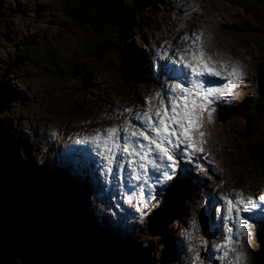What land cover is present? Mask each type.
Masks as SVG:
<instances>
[{
	"label": "rangeland",
	"instance_id": "374dc122",
	"mask_svg": "<svg viewBox=\"0 0 264 264\" xmlns=\"http://www.w3.org/2000/svg\"><path fill=\"white\" fill-rule=\"evenodd\" d=\"M65 1L0 0V157H5L3 170L9 176L5 177L6 181L15 183V186L11 184L16 187L14 191L26 192H22L26 197L14 199L8 205L12 207L8 208L1 197L0 186V221L3 223L0 225V242L6 247L0 253V264H56L55 233L51 231L57 232L59 238L76 249L86 250L92 257L88 264H181V257L184 264H194L189 252L183 249L187 245L196 248L191 242L193 234L198 242L204 241L203 250H197L194 255L199 256L196 264L232 262L222 250L220 253L216 248L214 252L212 238L217 239V222H213L218 220L216 213L209 220L204 216L210 234L203 231L201 216L206 212L207 204L216 205L215 194L239 191L246 197H264L260 195L264 193V174L253 168L244 141L247 127L254 125L257 129L249 136L250 140L264 139V117L252 114L255 113L253 103L259 94L258 69L264 56V1L202 0L205 10L196 0H191L200 13L202 11L203 16H200L199 11L188 15L186 7H180L184 0H150L140 14V32L125 42V61H132L126 63V67L134 66L138 72L134 79L128 80L123 78L122 71L133 73L136 70L124 67V55L120 57V53L117 55L111 50V44L102 46L100 58L91 55L94 50L89 47L90 33L76 27L64 9ZM122 1L128 6L134 3V0ZM191 16L203 19L193 21ZM234 20L238 24L231 26ZM187 21L209 23L215 35H221L222 42H228L237 51L235 54L232 48H225L219 55L229 62L237 59L248 73L244 78V94H235L234 103L227 99L228 109L217 110L213 127H209L218 133L217 138H224V152L219 158L221 164L209 159L204 152L201 157L195 155L196 162L204 168L203 172L195 169L196 183L191 184L193 178L189 174L178 177L179 181L174 177L170 181L171 192L155 190L161 194L152 199L157 203L153 205L151 201L152 209L146 208L149 212L139 214L136 207L129 206L125 208L126 215H122L125 221L112 225L92 212L96 208L93 201L97 198L96 192L103 190L102 186L97 187L95 176L87 168L80 175L94 185L90 189L96 191L89 192L88 187L71 179L63 155L70 149L69 141H73L74 134L90 130L94 135L95 129L105 128L104 121H109L108 118H118L124 123V118L129 116V113L126 116L123 113L125 106L137 110L144 105L146 97L162 91L156 81L163 83L164 77L157 79L156 62L160 63V58L165 60L175 40L181 44L187 41L181 39L185 35L179 37L175 32L174 36H169L166 33L171 34L175 24L181 28L186 26ZM161 35L159 40L157 36ZM206 57L213 59L210 55ZM51 60L61 69L56 70ZM150 85L156 90L147 95ZM157 102L158 99L150 101L147 106ZM251 115L256 118L250 120ZM101 120L104 124L99 126L102 128L93 126ZM132 122L138 124L135 119ZM88 148L97 169V159L89 145ZM80 159L73 155L72 163L76 164ZM5 179L0 175L2 182H6ZM183 186L192 193L182 203L180 217L165 228H159L160 220L154 219L156 223L152 224L153 213L163 208L166 197L182 195ZM57 190H60L59 194ZM109 198L115 200L116 197L111 195ZM21 199L31 200L39 207L38 211L26 206ZM104 209L111 216L109 211L112 213V210ZM249 223L253 238L249 242L242 233L239 243L243 250H249L247 264H257V253L264 242V220H249ZM41 224L47 226L46 233ZM202 233L209 238H204ZM232 238L236 240L235 236ZM217 244L225 246L223 239L217 240ZM209 246L212 247L209 250L212 258L207 257Z\"/></svg>",
	"mask_w": 264,
	"mask_h": 264
},
{
	"label": "snow or ice",
	"instance_id": "6c2138e0",
	"mask_svg": "<svg viewBox=\"0 0 264 264\" xmlns=\"http://www.w3.org/2000/svg\"><path fill=\"white\" fill-rule=\"evenodd\" d=\"M193 36L195 39L188 48L177 50L174 56L163 63L156 62L157 79L163 76L168 83L161 86L162 91L155 92L144 100V104L148 105L150 101L158 99L159 106L145 107L143 112L135 113L134 119L142 128L125 117L123 125L95 129L94 135L84 138L99 150L105 172H112L111 166L118 159L117 150L126 154L131 178L140 181L143 176L142 183L149 190L153 185H160L162 181L173 177L172 170L176 167L174 160H186L201 172L204 171L194 159L202 148H198L193 142L192 133L195 131L203 136L199 131L201 117L207 114L211 118L214 102H227L223 97L232 95L233 81L239 76V70L235 64L230 67L223 61L214 63L199 47V35L194 33ZM181 39L186 40L188 37ZM222 72L227 73V80L221 75ZM214 80H226V83H215ZM123 113H132V109L125 108ZM199 143L202 145L204 141L201 139ZM149 170L155 174L151 183L147 178ZM183 172L184 169H179L177 176ZM146 200L152 201L153 205L157 203L152 200L151 191ZM218 200L223 204L215 205V213L223 221L225 248L233 236L236 237L235 243L239 244L241 232L245 238L250 236L252 225L249 220H264V201L246 197L239 191L234 195H219ZM148 206L142 194L135 211L142 213ZM256 213L260 215L257 216ZM229 222L234 225V229L229 226ZM215 247L220 249L221 246L217 244ZM188 250L192 251L191 245ZM242 256V252L236 251L234 264H241ZM198 259V255L193 257L194 262Z\"/></svg>",
	"mask_w": 264,
	"mask_h": 264
},
{
	"label": "bare ground",
	"instance_id": "6f19581e",
	"mask_svg": "<svg viewBox=\"0 0 264 264\" xmlns=\"http://www.w3.org/2000/svg\"><path fill=\"white\" fill-rule=\"evenodd\" d=\"M196 1H197V4H200L203 7V9H205L206 6L204 5V3H205L204 1H202V0L201 1L200 0H196ZM180 7H186L185 8V11L188 13V15L189 14H193V13H195V14L197 13L198 14L197 11H199V13H200V10L197 8L196 4L194 2H192L191 0H184V2L182 3V5ZM190 11H192V12L189 13ZM200 16H203L202 11L200 13ZM225 17H227V16H225ZM239 17H241V16H239ZM192 18L194 19L193 21L203 19V17H195V18L192 17ZM228 18L231 19L232 16H230ZM242 19H244V18L242 17ZM186 24L187 25L184 26V27H182V28L181 27H178L175 24V27L171 31V34L166 33L169 36H174V34L176 32L177 36L182 37L183 35H185V37H188V39H187V41H184L183 44H181L180 41L175 40L173 46L170 48V50L168 52L169 53L168 56L166 55L165 60L162 59V58H160L161 59V62L160 63H163V62L169 60L170 57H171V54H173V56H174L176 54L177 50H184V48H188L192 44L193 40L195 39V37L193 36V34L194 33L195 34H198L199 35V41H198L199 47L203 50L205 56L206 55L207 56L210 55L213 58L211 60L214 63H217V64H218L219 61H223L227 65H229L230 67L233 64H235L237 66V68L239 70V76L237 77V79L235 81H233L232 95L231 96L225 95L223 97V100L224 101H226L228 99L230 102H233L234 103L235 94L238 95L240 93H243V90L242 89H244V85L246 83V81L244 80V78H246L248 76V73H247V70L244 69L243 65L240 64L237 59H235L233 62H229L228 60L223 59L222 56L219 55V54L225 48H232L233 52L236 54L237 51H236L235 47H230L227 44L228 42H222L223 40H221V39H223V38L221 37V35L220 36L215 35L216 34L215 33V30L213 29L212 26H210L209 23H207V24L197 23L196 24V23L187 21ZM237 24L238 23L236 22V20H234L233 23L231 24V26L232 25H237ZM242 25H246V24L243 23ZM157 37L159 38V40H161V38L163 37V35L157 36ZM159 53H160V51H159ZM239 59H241V57ZM241 63H243V62H241ZM157 68H158V66H157ZM221 75H224L226 77V80H227V73L222 72ZM156 82L158 83V86L160 87V90L162 89V87H161L162 85H165L166 83H168V81H166L165 77L163 79V83L160 82V81H156ZM214 82L215 83H224V82H222L220 80H214ZM155 90H156L155 89V86L150 85V89L146 92V94L147 95L148 94L149 95H152ZM241 96H244V95H241ZM226 104H227V102L226 103H221L219 101L214 102L213 105H212L213 111H212V114H211V118L209 119V117H208L207 114H204L201 117V120H200L201 127H200L199 131L203 129V132H202L203 133V136L202 137L197 132H195V131L192 133L193 142L196 144V146L198 148H202V151L196 153L197 157H201L202 156L201 153L204 152V154L207 155L209 159H211L212 161L216 162L217 164H221V162L219 161V158H220V156L224 152V144H223L224 138H219V137L217 138V134L218 133L215 132L216 133L215 134L214 132H212V130H210L209 127L210 126L213 127L214 114H217L216 113L217 110L221 109V107L224 110L225 109H228V107H227ZM153 105L159 106V103L158 102L157 103H153L152 106ZM145 107H149V106H147L145 104L144 105L141 104L140 108L136 110V109H134L133 106L128 105V108L132 109V113H129V116H132V118H129V119L130 120L134 119L135 113L143 112V109ZM214 107L216 108V110H215ZM124 108H127V106H125ZM124 115L126 116L127 113H124ZM108 119H109V121H104L105 122V128L106 127H111L112 125H123L124 124L118 118L117 119L113 118V120H111V118H108ZM153 119H155V117H153ZM137 123H138L137 124L138 127L139 126L141 128L143 127L142 125L139 124L138 121H137ZM102 124H104V123L101 120V122H94L93 123V126L96 127V128L97 127L98 128H102V126H99V125H102ZM81 129H83V128H79V130H81ZM130 131H131V129H130ZM92 135H93V133L90 130L80 131V133L78 135L74 134L73 141H71L70 149H69L70 150L69 151V154L72 153V155L70 157L71 158V162H69L70 166L67 165V162L70 160V158L66 154L63 155L64 156V161L66 163V166L68 168H70L71 166H73L72 168H70V170L73 171V172H76L75 176H76V178L79 179L77 181L81 182L82 185L85 188L88 187L89 188V190H88L89 192L96 191V189L92 191L90 189V187L92 188V186H94V185H92V184H90L88 182V178L87 177L82 178L80 176L83 173V171H84L85 168H87L89 170V172H91L93 174V176H95V179L97 181V187L102 186V189L103 190L102 191L101 190H98L96 192L97 198H95L93 200L94 201V205H95L96 208L95 209H92V212L96 216H100V217L106 219L112 225H113L114 222L125 221L124 220L125 217L122 216V215H126L125 214V208H127L129 206H131L133 208L134 207H137L138 202L141 201V199H142V194H143L144 200L149 205L147 208L150 211L152 209V204H151V201H147L146 200V196L149 193V191H151L152 199L153 198L154 199H157L159 197V194L158 193H160V192H157V191L154 190V188L157 185H153V187H152L151 190H149L146 186H144L143 190L142 189H138V188L135 189V182L136 181L131 178V172L128 169L127 164H126V154L123 153L122 151H119V150L117 151L118 159L114 160V162H113V164L111 166L112 169H113L112 172L111 173L105 172V170H104V163H103V160H102L101 155L99 154V150L96 149L94 145H92L91 143H89L87 140L84 139L85 137H90ZM201 139L204 141V143L202 145L199 143ZM88 145L92 148V152H93V154L95 155V157L97 159V166H98L97 169L94 166L93 156H92V154H90V150L88 148ZM73 155H76L77 157L79 156V158H80V155H83V160L80 159V161L78 163L73 164L72 163V157H73ZM194 159L197 160L196 156L194 157ZM122 161L124 163H121ZM179 161H182V160H174V163L176 165V167H175L176 169L178 168L177 163ZM193 166H194V168H193ZM186 168H188V170ZM195 169H196V167H195L194 164H188L187 161H185V166H184V172H183V174L184 175L189 174V176L194 179V181H193V179H190L191 184H194V183H196L198 181V179L196 178V177H198V175H196V173L194 172ZM178 170H179V168H178ZM0 171H1V166H0ZM100 171H102L101 172L102 173L101 175H100ZM172 171L174 172V170H172ZM188 171H189V173H187ZM0 174H3L2 171L0 172ZM153 175H155V174L154 173L149 174L148 177H147L150 183H151V180H152ZM181 176L182 175L177 176V174L174 173L173 174V177L169 178L168 181H162L161 182V186H159V189H163V190H165V189L167 190L168 189V190H170L171 189V182L170 181H173L174 177H176V179H174L175 181H179V178ZM3 177H4V175H3ZM143 180H144V177L141 176V180L138 181V182L143 185V183H142ZM5 181H6V179H5ZM7 181H8V179H7ZM7 181L6 182H2V181L0 182V186L2 185L1 186L2 188L1 189H7V188L10 189L11 184L12 185L14 184L11 181H9V182H7ZM102 182H104V184H102ZM6 184H8V185H6ZM22 189L24 190L23 187H22ZM183 189L185 190V187L184 186H183ZM156 190H158V189H156ZM172 190H170V192ZM190 190L189 189L187 191L185 190L186 192L184 191L181 194L182 195L183 194H186V195L190 196L191 193H192V191H190ZM16 191H17V189H16ZM124 191H128V193L126 195H124V197H122L121 194ZM22 192H24V191H22ZM22 192H20V193H22ZM217 192H219L218 189H217ZM24 193L26 194V192H24ZM156 194H158V195H156ZM170 194H169V196H170ZM229 194L230 195H234V193H229ZM111 195H114V197H116L115 200H112V199L109 198ZM219 195L220 194H215L214 195V197L216 199L214 203H216V204L217 203L221 204V201L218 200ZM260 195H264V193H261ZM84 197L86 199L87 195H85ZM125 198L128 200V203L127 204H126ZM122 199H123V205L124 206L120 202V200H122ZM255 199H257L258 201H264V197H262V196L256 197ZM104 207L112 210V213H110L111 211H109V214H111V216L108 215L107 210L104 209ZM180 208H181V205H180ZM205 209H206V212H203V215L201 216L202 217V221L206 218V216H207V218H206L207 220H209V218H214V215H215V206L214 205L211 206L210 204H207V206L205 207ZM149 211H146V208H145L142 211V214H145L146 212H149ZM140 213L141 212H139V214ZM95 215H93V216L95 217ZM154 215L155 214L153 213L152 217ZM255 215L259 216L257 213ZM116 216H118V218ZM204 216H205V218H204ZM91 219L94 220L93 218H91ZM206 219H205V221H206ZM213 222L214 223L217 222V224L219 223V226L218 227H217V225H215V228L217 230L216 231L217 232V236H216L217 239L212 238V240L215 242V246H216L217 240L223 239V236L225 235V232H222V231H225V230L223 229V221L222 220H220L218 218V220L215 219V220H213ZM151 223L152 224H155L156 222L152 221ZM202 225H203V222L201 223V226ZM116 226L117 227L120 226L119 223H116ZM153 226L154 225H152V227ZM229 226L230 227H233V229H234V225H232L230 222H229ZM165 227H166L165 226V223H162L159 228H165ZM206 227L208 228V225H206ZM205 232H207V234H210L211 233V232L210 233L208 232V229L205 230ZM242 233L243 232H241V234ZM202 234H203V237L204 238H206L208 236V235H206L204 233H202ZM191 238H192L191 242L194 244V246H196V248H193L192 251H189L188 250L189 249V245H187L185 247L183 246V249L184 250H187L189 252V254L191 255V261L194 264H196L197 261L194 262L193 261V257L197 253V250H200V249L203 250L204 241L201 240V242H198L196 240V236L194 234L191 235ZM208 238H209V236H208ZM252 238H253V230H251V234H250V236H248L249 242L252 240ZM249 242H248V245H249ZM215 246H214V250H215L214 252L217 251V249H216ZM232 246H234V247H232ZM240 246H241L240 243L239 244L235 243V239L234 238H231V242L227 245V248H225V246H221L220 253H221V250H222V254L225 255V252L227 251V254H228L227 260H232V262L231 261H228L227 264H234V261L236 260V251H239V252H242L243 253V256L240 258L241 259V264H247V259L246 258H249V250H243V247H240ZM211 248L212 247L209 246V248H208V255H207V257H210V258H212V256H213L212 255V251H209V250H211ZM231 249H235L236 251H231ZM213 260H214V258H213ZM180 261H181V264L186 263L182 259V257H181V260Z\"/></svg>",
	"mask_w": 264,
	"mask_h": 264
},
{
	"label": "trees",
	"instance_id": "16d2710c",
	"mask_svg": "<svg viewBox=\"0 0 264 264\" xmlns=\"http://www.w3.org/2000/svg\"><path fill=\"white\" fill-rule=\"evenodd\" d=\"M149 1L150 0H134V3L128 6L122 0H66L64 3V9L76 27L89 31L91 36L88 39L89 47L94 50L91 53L92 56L100 58V55L103 53L102 46H106L107 43H109L112 46L111 50L113 49L117 55L120 53V57H122L124 55V50L126 49V39L134 34H137L141 30L142 21L140 14L143 6L144 11L145 6L147 5L146 3ZM122 62H125V55L123 56ZM52 63L54 64L56 70L61 69L56 61H52ZM122 76L125 80L134 79L133 75L129 76L128 73H122ZM258 86L259 94L256 101L253 103V111L255 113L252 112V114L264 117V56L262 57V61L258 69ZM252 118L256 117L251 115L250 120ZM255 128L257 129L256 125H254V127H247V134L245 135L244 141L248 148L247 152L249 159L252 160L253 168L264 174V139L253 141L249 138V136L255 132ZM0 158V166L3 173L0 175H4V178H9L3 170L5 157ZM14 186L11 187L13 188ZM59 191L60 190H58V193ZM22 196L26 197L23 193ZM23 201L26 206L32 208L35 212L38 211L39 207L34 206L31 200L23 199ZM2 224V221H0V225ZM43 228L46 233L47 231L45 230H48L47 226H43ZM51 233H55V239H53V241L54 255L57 258L56 264H88L91 262L92 257L86 252V250L82 251L76 249L69 243H65V240L59 238L57 232L55 231H51ZM58 239L62 243H58ZM0 249V253L2 250L4 252L6 249L1 242ZM259 252L260 253H257V258L255 257L256 263L264 264V243Z\"/></svg>",
	"mask_w": 264,
	"mask_h": 264
},
{
	"label": "water",
	"instance_id": "95a60500",
	"mask_svg": "<svg viewBox=\"0 0 264 264\" xmlns=\"http://www.w3.org/2000/svg\"><path fill=\"white\" fill-rule=\"evenodd\" d=\"M1 181V180H0ZM15 189H1V197L5 201V206L7 207L9 204H12L14 199L16 198H23L22 193H19L18 191H14ZM188 197V195H178V197L175 198H167L165 199L163 208L157 211L155 215L152 217L153 221L154 219L156 221L160 220L162 223H165V226L167 227L168 224L171 221H174L175 219L180 217V205H182L183 201ZM23 200V199H22ZM12 206H9L10 208ZM166 212H170V214H167Z\"/></svg>",
	"mask_w": 264,
	"mask_h": 264
}]
</instances>
